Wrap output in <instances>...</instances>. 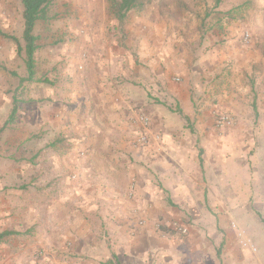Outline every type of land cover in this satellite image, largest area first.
<instances>
[{
    "label": "crops",
    "instance_id": "obj_1",
    "mask_svg": "<svg viewBox=\"0 0 264 264\" xmlns=\"http://www.w3.org/2000/svg\"><path fill=\"white\" fill-rule=\"evenodd\" d=\"M97 1L80 10L88 26L74 42L49 41L35 58L49 83L32 97L41 118L24 138L27 168L12 151L0 157V233L14 232L0 239V264H36L21 258L41 248L60 256L81 225L124 242L121 264H206L211 242L236 240L234 220L264 264V0H218L203 22L167 16L157 1L120 22ZM139 114L159 139L137 143ZM218 114L232 120L217 125ZM37 158L42 169L29 167ZM156 221L187 236L163 237ZM15 237L32 243L17 249Z\"/></svg>",
    "mask_w": 264,
    "mask_h": 264
},
{
    "label": "rangeland",
    "instance_id": "obj_2",
    "mask_svg": "<svg viewBox=\"0 0 264 264\" xmlns=\"http://www.w3.org/2000/svg\"><path fill=\"white\" fill-rule=\"evenodd\" d=\"M151 1H157L164 14L167 16L180 17L182 14L189 12L196 19L200 18L202 22L206 20V10L214 11L217 10L215 8H218V6L215 5L218 3V0ZM222 1L224 2V0H221V2ZM255 1L256 0H254L253 3H255ZM87 2H92V0H53L50 3V19L46 22L38 23L35 28V33L40 37V47L34 54L36 59L41 56V48L49 41H53L55 44L74 42L75 39L78 38L74 33L75 28L81 26L87 29V24L78 21V14L80 10L83 9V5H86ZM97 2H99L101 7L104 2L105 8L108 9L107 0H99ZM150 2H148V4ZM246 2L250 3L251 0H246ZM258 2L262 4L261 2L263 1L258 0ZM21 11L22 6L19 0H0V29L15 35L23 44L21 39ZM64 27L71 28L72 31L60 32ZM23 57V51L18 53L16 45L12 41L0 37V157L3 153L8 154L10 151L13 152V155L16 153L18 156L17 164L20 170H25L27 168V155H30L28 153L31 152V149L27 151L26 144L23 145L27 128H31V126L35 125L37 127V123H40L41 118V108L37 107L38 104L41 105V100L33 102L32 97L37 94L38 96L43 94V83L41 82L31 83L23 81L20 83V80L26 77ZM42 70L43 66L39 63L36 67L35 78H41L38 76ZM14 96L17 99L16 112L11 121L8 122L9 125L6 126L5 122L9 120L10 112L14 105L12 101ZM10 103L11 105L9 106ZM31 108H34L38 112L36 113L38 117H35L36 120L34 122L31 121L33 118L31 115L28 117ZM217 116L215 117V121ZM229 119L230 121L232 120L230 116ZM4 134H7L6 136L10 135L9 138L4 139ZM11 139L13 140L12 146L10 145ZM16 141L17 144H15ZM33 149H38V152H41L42 142L36 144ZM79 153L81 155L82 152ZM39 157H42L41 153ZM41 162L42 161L38 159L34 164L31 163L29 167L42 169ZM34 179H36V184H40L41 187L43 186L41 178ZM19 180L22 182L27 180V178L23 177ZM24 191H20L19 193V197L22 201L26 200V193ZM174 224L179 225L173 222L170 226H163L159 221H156L153 227L159 230L163 237L174 236L178 239H182L187 236V234H181L178 230L174 229ZM242 224L243 223L239 220H234V222L230 224V228L233 230V235L236 239H233L230 246L226 247L223 242H211L212 252L206 251V264H262L254 259L256 258L255 254H261L259 246L257 245L258 241L254 239L253 235H250L244 226H241ZM143 225L144 223L139 220L137 226ZM26 227L27 226L20 224L18 229L22 231L25 230ZM78 229L80 231L79 233L83 234V236L67 238L64 242L65 253L60 256H48L41 248L40 251H34L31 254H26L24 257L22 256V261L24 262L26 260L29 262L32 260L36 264H110L112 261L119 263L120 261L118 260L120 259L123 263L125 262L124 259L120 258L123 250H125L124 242L109 241L101 237V234L96 231V226L92 228V226L81 225ZM23 243L24 246H29L32 242L28 241L25 237H15L12 240V246H17V249H22V247H18V245L20 246ZM132 246L137 248V245ZM239 255H241V260L239 259ZM211 259L212 261H210ZM134 261L135 260H133V262ZM171 261L173 262L172 264H174V260ZM119 264H121V262Z\"/></svg>",
    "mask_w": 264,
    "mask_h": 264
},
{
    "label": "trees",
    "instance_id": "obj_3",
    "mask_svg": "<svg viewBox=\"0 0 264 264\" xmlns=\"http://www.w3.org/2000/svg\"><path fill=\"white\" fill-rule=\"evenodd\" d=\"M22 6V33L20 42L13 34H9L0 29V37L12 41L16 45L18 53L23 51L24 57L23 62L26 69V77L22 78L20 83L23 81L28 82H41L49 83L46 78H35L36 65H35V51L40 47V37L35 33V28L38 23L46 22L50 19L49 16V5L53 0H19ZM151 0H107L109 12L120 22L125 18L126 13L132 9L141 7L142 5L150 2ZM13 107L10 112L9 120L13 118L16 112L17 99L13 97ZM13 231H4L0 233V239L3 237L13 234Z\"/></svg>",
    "mask_w": 264,
    "mask_h": 264
},
{
    "label": "built area",
    "instance_id": "obj_4",
    "mask_svg": "<svg viewBox=\"0 0 264 264\" xmlns=\"http://www.w3.org/2000/svg\"><path fill=\"white\" fill-rule=\"evenodd\" d=\"M249 39H250V33L248 31L243 32L242 36H241L242 42L246 43V42H248ZM137 119H138L140 125L142 126V128L146 130L145 133L142 132L141 134L138 135L137 140H136L137 143H139L141 145H146L151 138H154L156 140L159 139L158 134H155V133L153 135L147 134V131L149 129V124H150V119L148 116H146L144 114H139ZM215 122L217 125H220L222 123H229L230 119H229V116L224 115V114H220L217 116ZM131 195H132V192L130 191L129 196H131ZM174 229L178 230L181 234H187V228L186 227L174 224Z\"/></svg>",
    "mask_w": 264,
    "mask_h": 264
}]
</instances>
